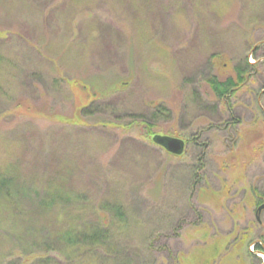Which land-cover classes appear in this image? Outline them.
Listing matches in <instances>:
<instances>
[{
	"label": "rangeland",
	"instance_id": "obj_1",
	"mask_svg": "<svg viewBox=\"0 0 264 264\" xmlns=\"http://www.w3.org/2000/svg\"><path fill=\"white\" fill-rule=\"evenodd\" d=\"M0 172L56 204L0 195V264H264V0H0Z\"/></svg>",
	"mask_w": 264,
	"mask_h": 264
},
{
	"label": "trees",
	"instance_id": "obj_2",
	"mask_svg": "<svg viewBox=\"0 0 264 264\" xmlns=\"http://www.w3.org/2000/svg\"><path fill=\"white\" fill-rule=\"evenodd\" d=\"M78 79V78H77ZM77 79H72L70 81L75 82L72 85L78 88L79 85H83L84 81L83 80H77ZM238 81L234 78H227L226 80H220L217 77L213 76L210 79V85L212 87V90L215 91L217 96L219 98H224V97H229L231 96V93L235 91L236 86L239 83L243 82V78L241 75H238ZM79 81V82H78ZM76 84V85H75ZM83 87V86H82ZM79 96V100L81 101L82 96L80 93L77 95ZM80 108L82 106L79 105ZM79 108V109H80ZM84 108L85 105H84ZM163 109L158 108L157 111H155L153 114L154 116H159V113H162ZM79 115V114H78ZM76 122V121H75ZM77 123L82 124L83 121H77ZM152 134V133H151ZM155 134H152L151 136L154 137ZM17 181H20L19 178L10 176L9 174L7 175L6 173L0 172V195L3 196V199L9 203V212L13 215L16 211L20 214H23L26 218H34L37 221H40L42 219L41 226L39 227L40 231L43 230L47 227L49 224V220H51V215H50V210H53L55 208V199L49 202V194L46 192L47 190L43 191L46 192L44 195L41 194L40 192H35L34 196L32 195L33 192L26 189H23L24 191L21 192L19 187L16 186ZM22 196L24 199L26 197L28 198H38L39 203L38 206L35 207H30L26 210L23 209V206H21V201L19 197ZM18 203V204H17ZM12 210V212L10 211ZM117 211V216H123L124 212L120 211L118 208H115V212ZM80 222L78 225L75 224H70V226H67L66 228L59 229V231L55 234L56 238L53 240V244H50L49 239H44L40 240L41 242L39 243L38 247L43 248L41 252H49L53 251L54 249H57L58 244L61 246H74V247H79L84 244V246L87 247H96L98 246L99 242H105L107 238L109 237L108 230L105 228H102L97 224V221H95V225H93V231H84V228H82V225H89L88 222L86 221L85 215H81L79 217ZM73 220L76 222V219L73 217ZM77 223V222H76ZM81 225V226H80ZM78 227V228H76ZM61 242V243H60ZM58 243V244H57Z\"/></svg>",
	"mask_w": 264,
	"mask_h": 264
},
{
	"label": "water",
	"instance_id": "obj_3",
	"mask_svg": "<svg viewBox=\"0 0 264 264\" xmlns=\"http://www.w3.org/2000/svg\"><path fill=\"white\" fill-rule=\"evenodd\" d=\"M153 140L163 146L167 149L170 153H174L176 155L182 154V152L185 150L186 143L185 140L181 137H176L172 135H165V134H156L153 137ZM264 208V204L259 205V210H262Z\"/></svg>",
	"mask_w": 264,
	"mask_h": 264
}]
</instances>
